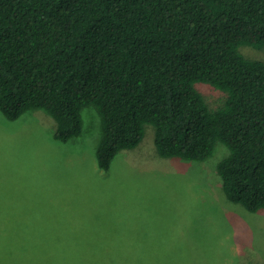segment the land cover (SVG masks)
Instances as JSON below:
<instances>
[{
	"label": "trees",
	"instance_id": "trees-1",
	"mask_svg": "<svg viewBox=\"0 0 264 264\" xmlns=\"http://www.w3.org/2000/svg\"><path fill=\"white\" fill-rule=\"evenodd\" d=\"M264 0H0V110L44 109L60 141L101 117L97 165L154 127L160 156L216 164L228 200L264 210ZM223 93L211 107L197 89ZM46 264H66L46 260ZM79 264V263H77Z\"/></svg>",
	"mask_w": 264,
	"mask_h": 264
},
{
	"label": "rangeland",
	"instance_id": "rangeland-1",
	"mask_svg": "<svg viewBox=\"0 0 264 264\" xmlns=\"http://www.w3.org/2000/svg\"><path fill=\"white\" fill-rule=\"evenodd\" d=\"M242 53L264 59V48ZM211 107L223 93L197 83ZM79 135L60 141L41 108L8 119L0 110V264H264V210L227 199L208 159L160 156L154 127L98 167L102 137L95 105Z\"/></svg>",
	"mask_w": 264,
	"mask_h": 264
}]
</instances>
